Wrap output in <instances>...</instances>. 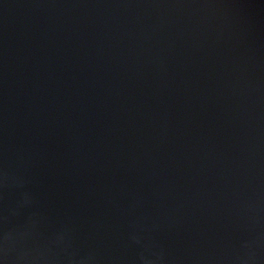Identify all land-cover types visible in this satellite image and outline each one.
Returning a JSON list of instances; mask_svg holds the SVG:
<instances>
[{"label": "water", "instance_id": "water-1", "mask_svg": "<svg viewBox=\"0 0 264 264\" xmlns=\"http://www.w3.org/2000/svg\"><path fill=\"white\" fill-rule=\"evenodd\" d=\"M0 264H264V0H0Z\"/></svg>", "mask_w": 264, "mask_h": 264}]
</instances>
